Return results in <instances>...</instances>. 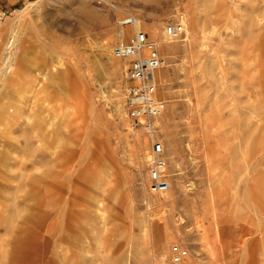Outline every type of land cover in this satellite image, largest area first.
<instances>
[{"label": "rangeland", "instance_id": "obj_1", "mask_svg": "<svg viewBox=\"0 0 264 264\" xmlns=\"http://www.w3.org/2000/svg\"><path fill=\"white\" fill-rule=\"evenodd\" d=\"M127 17L164 43L167 192L125 116ZM0 264H264V0H0Z\"/></svg>", "mask_w": 264, "mask_h": 264}, {"label": "built area", "instance_id": "obj_2", "mask_svg": "<svg viewBox=\"0 0 264 264\" xmlns=\"http://www.w3.org/2000/svg\"><path fill=\"white\" fill-rule=\"evenodd\" d=\"M118 24V39L112 54L126 63L122 93L125 116L129 127L142 132L150 141L148 191L164 192L168 188V180L164 174V149L157 137L155 120L165 108V101L157 94L156 71L165 65L166 59L160 52L159 42L134 25L133 18L119 19ZM163 33L168 40H182L185 30L180 21H169L163 25ZM186 253L179 244L170 247L173 262L180 261Z\"/></svg>", "mask_w": 264, "mask_h": 264}, {"label": "bare ground", "instance_id": "obj_3", "mask_svg": "<svg viewBox=\"0 0 264 264\" xmlns=\"http://www.w3.org/2000/svg\"><path fill=\"white\" fill-rule=\"evenodd\" d=\"M23 13H24V11H22V15H23ZM130 18H133V20H134V25H136V26H139V21L137 20V19H135L134 17H130ZM140 27V26H139ZM155 29L154 28H152V32L153 33H155ZM164 35V34H163ZM17 37V41L19 40V36H16ZM164 38L167 40V43L169 42V41H177V40H168L166 37H165V35H164ZM188 38V37H187ZM158 41V40H157ZM165 41V40H164ZM159 42V44H164V43H161L160 41H158ZM169 43H172V42H169ZM169 45H171V44H169ZM115 57V56H114ZM11 66H8L6 69H5V72H7V70H8V68H10ZM149 160V159H148ZM177 183V185H178V181L176 182ZM169 189H170V182L168 181V188H167V190L169 191ZM167 192V191H166Z\"/></svg>", "mask_w": 264, "mask_h": 264}]
</instances>
